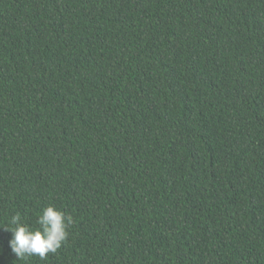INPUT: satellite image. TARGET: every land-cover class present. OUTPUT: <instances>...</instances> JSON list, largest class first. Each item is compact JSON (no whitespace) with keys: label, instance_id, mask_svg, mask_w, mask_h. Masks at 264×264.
<instances>
[{"label":"trees","instance_id":"1","mask_svg":"<svg viewBox=\"0 0 264 264\" xmlns=\"http://www.w3.org/2000/svg\"><path fill=\"white\" fill-rule=\"evenodd\" d=\"M0 264H264V0H0Z\"/></svg>","mask_w":264,"mask_h":264},{"label":"clouds","instance_id":"2","mask_svg":"<svg viewBox=\"0 0 264 264\" xmlns=\"http://www.w3.org/2000/svg\"><path fill=\"white\" fill-rule=\"evenodd\" d=\"M10 223L13 227L4 230L12 234L9 241L12 253L21 259L38 256L43 260L49 253H56L67 241L73 218L49 205L38 214L36 223L39 227L36 230L24 225L19 214L13 216Z\"/></svg>","mask_w":264,"mask_h":264}]
</instances>
